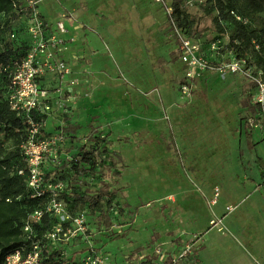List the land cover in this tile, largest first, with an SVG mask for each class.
<instances>
[{"label":"rangeland","instance_id":"1","mask_svg":"<svg viewBox=\"0 0 264 264\" xmlns=\"http://www.w3.org/2000/svg\"><path fill=\"white\" fill-rule=\"evenodd\" d=\"M17 1L15 19L0 15V50L29 43L26 0ZM37 1L50 28L64 24L60 53L74 81L49 75L43 85L52 96L44 129L63 138L45 174L62 185L70 212H85L91 232L87 243L43 241V251L58 250L70 264H84L90 247L105 264H167L170 256L178 264H264V133L251 127L248 146V80L215 71L184 79L166 9L172 0ZM182 10L198 18L204 46L227 44L196 2L183 0ZM69 91L73 102L61 106ZM8 127L0 126L1 158L17 145ZM74 159L91 168L77 181ZM100 190L108 194L99 207L73 203L72 194Z\"/></svg>","mask_w":264,"mask_h":264},{"label":"built area","instance_id":"2","mask_svg":"<svg viewBox=\"0 0 264 264\" xmlns=\"http://www.w3.org/2000/svg\"><path fill=\"white\" fill-rule=\"evenodd\" d=\"M155 1L164 5V0ZM37 5V0H26L21 12L24 18V32L29 38V43L25 54L7 64L3 71L8 77L7 101L10 109L20 115L26 125L25 139L20 144L24 169L18 174H26L30 197L44 199L45 202L24 221L22 229L25 233V244L7 253L2 264H41L43 241L52 247L67 246L74 240L87 243L91 233L85 212H70L61 198L62 185L45 174L49 160L56 161V146L62 144L63 138L60 134L51 136L44 129L45 118L52 111V96L43 85L49 75L57 76L63 84V80L71 71L60 53L65 41L61 37L66 32L64 24L58 22L54 28H50ZM166 9L169 16L172 13L171 6ZM231 14L237 21L247 23L233 11ZM171 25L179 41L178 52L184 64V79L191 83L200 80L205 73L214 71L245 77L251 86V105L256 108L249 125L264 133V80L261 78V72L248 65L245 59L234 57L231 52L222 57L224 46L221 40H213L204 46L199 39L185 37L174 23ZM223 35L228 38L227 33ZM216 56L220 59H216ZM66 84L73 86L74 81L70 78ZM183 90L185 93L189 92L186 86ZM60 91L61 89H57V92ZM73 100L74 97L69 91V94L60 100V104L70 105ZM44 216H51L55 222L43 234V239V235L38 236L36 233L35 226ZM168 261V264H178V260L171 256ZM83 263L105 264V257L90 247L86 250Z\"/></svg>","mask_w":264,"mask_h":264},{"label":"trees","instance_id":"3","mask_svg":"<svg viewBox=\"0 0 264 264\" xmlns=\"http://www.w3.org/2000/svg\"><path fill=\"white\" fill-rule=\"evenodd\" d=\"M182 3L183 0H172L170 4L172 13L168 16V21L171 24L174 23L185 37L197 39L198 18L186 14L182 10ZM196 3L198 10L204 16H212L218 34H228V42L222 51L224 53L231 52L238 59H245L248 65L261 72V78L264 80V0H230V3L223 0H197ZM18 10L17 0H0V15L15 19L19 14ZM231 11L245 19L247 23L237 21ZM27 46L26 42L24 46L14 48L12 44L6 42L0 50V126H9L8 131L16 137L17 144L15 152H10L3 158L0 156V264L3 263L7 253L25 244V233L22 229L24 221L31 212L42 207L45 202L44 199L30 197L26 174H18L20 170L24 169L20 144L25 139L26 125L23 118L10 109L7 101L8 77L3 71L7 64L17 58L20 59L25 54ZM244 107H248L253 114L256 111L252 105L244 104ZM246 127V140L248 146L251 147V126L247 124ZM104 149L103 151H106V148ZM1 154L2 150L0 149ZM111 155L117 156L114 153ZM83 161L89 164L94 161V157L88 152L84 154ZM75 163L71 169L74 173V180L77 181L76 178L89 174L91 168L78 165L77 161ZM106 193V190H100L96 196L72 194L73 203L79 208L87 203H89V207H99V199ZM115 193L112 192V194ZM51 220H53L52 223ZM54 222L55 220L51 216H44L35 226L38 236L43 235ZM104 224L110 225L108 218L104 219ZM69 261L61 259L58 250L42 252L41 264H70Z\"/></svg>","mask_w":264,"mask_h":264},{"label":"crops","instance_id":"4","mask_svg":"<svg viewBox=\"0 0 264 264\" xmlns=\"http://www.w3.org/2000/svg\"><path fill=\"white\" fill-rule=\"evenodd\" d=\"M41 13V12H40ZM41 16L43 17V19H44V16L41 14ZM45 20V19H44ZM61 57L63 58V56H62V54H61ZM64 59V58H63ZM65 60V59H64ZM209 73V72H208ZM207 73H205L204 75H203V77L206 75ZM202 77V78H203ZM65 78H68V79H70L71 78V75H69V76H66Z\"/></svg>","mask_w":264,"mask_h":264}]
</instances>
